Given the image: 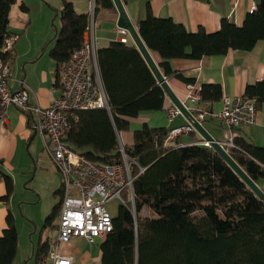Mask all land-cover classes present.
<instances>
[{"label": "trees", "instance_id": "obj_1", "mask_svg": "<svg viewBox=\"0 0 264 264\" xmlns=\"http://www.w3.org/2000/svg\"><path fill=\"white\" fill-rule=\"evenodd\" d=\"M16 1L0 0V57L5 62L14 58V53L3 52V45L14 34L9 30V12ZM98 8L114 9V3L94 0V11ZM59 17L49 51L57 76L59 65L82 47L92 14H78L70 2L62 0ZM139 33L164 60L165 76L194 84L172 69L171 59L251 50L264 40V0H258L241 26L223 18L214 33L203 28L189 32L171 18L156 17L148 8ZM98 60L110 110L78 111L65 140L89 160L109 164L119 157L117 132L129 129L125 118L163 109L165 93L133 46L113 42L99 50ZM221 95V86L216 84H204L200 90L204 102L217 101ZM243 98L260 109L264 80L248 84ZM170 130L145 125L134 131L133 145L126 146L134 162V209L120 204L113 231L100 244L102 264H264V202L212 147L200 141L186 145L169 141ZM229 153L258 185L264 180V147L235 136ZM139 167L144 171L139 173ZM7 187L8 195L0 200H8L12 193L11 181ZM56 195L59 201L45 218L44 228H55L61 187ZM144 209L147 215L142 216ZM49 249L50 240H40L32 255L34 264H49ZM17 250L18 231L10 213L0 237V264H13Z\"/></svg>", "mask_w": 264, "mask_h": 264}, {"label": "crops", "instance_id": "obj_2", "mask_svg": "<svg viewBox=\"0 0 264 264\" xmlns=\"http://www.w3.org/2000/svg\"><path fill=\"white\" fill-rule=\"evenodd\" d=\"M66 1L73 5L75 12L78 14H92V0ZM48 2L53 6L50 0ZM253 2L256 4L258 0H240L238 7L234 8L231 0H123L127 14L138 31L140 21L146 17V11L150 8L156 17L171 18L175 23L185 26L189 32H197L200 28H203L208 33L218 31L223 18L241 26L247 14L251 12ZM29 5V0H17L9 12V30L18 36L13 45L14 58L11 62L12 79L10 80V85L16 91L22 88L21 81H23L31 89L29 103L47 107L53 99L60 95V88L56 79L58 78L56 63L49 53L55 43V36L51 41L48 39L45 46H43L44 42L42 41L36 42V45L31 43L29 46L22 45L24 40H26L22 36V28L33 21L31 14L28 12L30 10ZM54 5L61 10L62 0L61 3H55ZM118 16L115 6L114 9L98 8L93 13V35L97 43L96 65L101 81L98 53L99 50L110 47L113 42H121L120 36H118L116 31ZM85 33L87 37V32ZM127 37L128 42L126 45L137 49L129 33H127ZM147 48L152 59L165 75L161 67V63L164 60L158 52L148 46ZM170 64L172 69L181 72L185 78L193 79L191 83L195 85L200 87L204 84L221 86V98L217 101L209 102L210 108L219 112L222 109L224 96L232 99L243 97L248 84L264 80V40L258 41L249 51L231 49L225 55L205 56L200 59L173 58ZM93 66H95L94 61ZM167 80L181 101L192 107H201L200 105L184 101L187 95V85L190 82L176 77H167ZM171 105L174 104L164 94L163 109L144 112L137 117H126L125 119L129 122V129L117 132L118 142L121 141L125 146H132L134 143V131L145 125L172 129L188 124L187 119L181 113L173 121H169L167 110ZM33 121L34 115L25 114L17 107H10L7 111L6 123L0 129V173L3 178L0 181V197L8 195L7 185L9 181L12 182L14 190V185L19 181L18 178H26L30 171L26 167L20 166V161L25 150H30L36 135L41 137L39 133H34ZM203 125L215 139H226V128L220 120L208 118ZM236 136L264 147V104L258 109L255 123L237 128ZM41 139L44 145V140L43 138ZM202 140L203 137L195 132L179 136L176 142L186 145L193 141ZM166 144L168 146H176L171 142H166ZM43 151L39 153L35 150L34 158H32L36 168L38 167L45 172H52L55 195L54 207L59 201L56 191L61 187V177L58 175L50 155L45 150V146ZM258 183L260 187L264 188V180H260ZM12 193L9 195L8 200H0V237L3 236L4 230L7 228L9 214L14 215ZM54 223L57 227L58 221L55 220ZM49 228L53 233L48 234L44 240L42 234L41 236L39 235V241L49 239L51 242V239L55 236L56 229ZM43 229L47 231L48 228L43 227ZM84 241V239H73L68 244L67 250L74 257L72 264H102L100 245L98 246L99 249L82 251L81 244ZM102 242L103 240L100 239V243ZM20 248L21 239L18 233V250L13 264H17L19 260Z\"/></svg>", "mask_w": 264, "mask_h": 264}, {"label": "built area", "instance_id": "obj_3", "mask_svg": "<svg viewBox=\"0 0 264 264\" xmlns=\"http://www.w3.org/2000/svg\"><path fill=\"white\" fill-rule=\"evenodd\" d=\"M239 1L231 0L232 6L237 8ZM255 9L256 4L253 2L251 11ZM93 13L94 0L91 22ZM116 31L120 41L127 43L126 30L117 27ZM86 32L88 39L84 41V46L75 50L59 65L57 84L60 95L47 107L29 103L31 89L23 81L21 89H12V59L5 62L0 57V129L6 123L10 107H17L25 114L34 115L33 128L43 138L45 150L61 177L63 197L55 236L50 242L49 264H72L74 257L69 254L67 247L73 239L89 242L106 239L113 231V217L107 208V203L111 200L130 204L134 209V162L128 158L126 146L120 141L119 157L113 158L109 164H104L89 160L65 140L71 128V121L78 119V111L96 108L110 110L96 65L97 43L93 35V23ZM17 38L14 34L6 38L3 52L14 53L13 45ZM200 90L199 85L188 84L184 101L201 106H190L199 122L202 123L206 117H213L224 124L227 137L220 144L229 151L234 147L236 129L255 123L258 112L256 104L243 97L232 99L224 96L222 109L216 112L207 107L208 102L201 101ZM167 113L169 121H173L180 111L171 105ZM192 130L190 124L172 128L169 140L176 141L179 136L189 134ZM203 144L209 146L208 142ZM143 171L144 168L139 167V173ZM2 179L0 173V181Z\"/></svg>", "mask_w": 264, "mask_h": 264}, {"label": "rangeland", "instance_id": "obj_4", "mask_svg": "<svg viewBox=\"0 0 264 264\" xmlns=\"http://www.w3.org/2000/svg\"><path fill=\"white\" fill-rule=\"evenodd\" d=\"M50 2L54 7L50 5L48 0H29L30 10L28 12L33 21L22 28V36L26 39L22 45L29 46L30 43L36 45V42L42 41L44 42L43 46H45L48 39L49 41L53 40L55 27L60 23V9L54 4L61 3V0H50ZM41 138L36 135L30 150H25L22 154L20 166H24L30 171L26 178H18L19 181L14 185L12 193L13 217L21 239L17 264H34L32 255L39 245V235L42 234L44 240L48 234L53 233L49 227L47 231L43 229L45 218L50 214L55 202L53 175L52 172H45L38 167L36 168L33 162L35 150L39 153L44 150ZM57 173L60 175L58 171ZM120 204L119 200H111L107 203L108 211L112 217H116ZM15 215L18 218V223ZM145 215L147 214L144 209L142 216ZM56 220L58 221V219ZM54 227L56 229V225ZM100 244V239L95 243L85 240L81 244V250L99 249Z\"/></svg>", "mask_w": 264, "mask_h": 264}, {"label": "water", "instance_id": "obj_5", "mask_svg": "<svg viewBox=\"0 0 264 264\" xmlns=\"http://www.w3.org/2000/svg\"><path fill=\"white\" fill-rule=\"evenodd\" d=\"M112 1L119 14L117 19V27L123 28L129 32L137 49L144 57L152 73L154 74L158 84L162 87L164 93L169 97L172 103L181 111L187 121L194 126L196 131L203 137V139L210 143L212 149H214L228 163V165L240 176V178L248 185V187L258 196V198L262 202H264V189L261 188L247 174V172L233 159V157L218 143V140L215 139L205 129V127L197 121L193 113L186 108V106L182 103V101L170 87L167 77L163 75L158 65L152 59L148 51L147 45L143 41L134 23H132L130 17L128 16L123 0ZM34 133L36 134V131Z\"/></svg>", "mask_w": 264, "mask_h": 264}, {"label": "bare ground", "instance_id": "obj_6", "mask_svg": "<svg viewBox=\"0 0 264 264\" xmlns=\"http://www.w3.org/2000/svg\"><path fill=\"white\" fill-rule=\"evenodd\" d=\"M90 26H92V22H91V24L89 25V27H90ZM122 29H123V28H122ZM124 30H125V29H124ZM127 33H129V32L126 30V35H125L126 37H127ZM129 35H130V34H129ZM130 37H131V35H130ZM127 38H128V37H127ZM86 39H88V37L85 36V40H86ZM85 40H84V41H85ZM83 44H84V42H83ZM83 46H84V45H83ZM83 46H82V47H83ZM82 47H81V48H82ZM81 48H79V49H81ZM79 49H78V50H79ZM91 70L93 71V66L91 67ZM163 75H164V74H163ZM164 76H165V75H164ZM57 77H58V76H57ZM11 79H12V78H11ZM193 85H194V84H193ZM182 103H183V104L186 106V108H187L190 112H192L193 115L195 116V113H194V111H192V109H190V106L187 105V104H185V102H183V101H182ZM174 106H175V105H174ZM207 107H208L210 110H212V109L210 108V103H209V102H208V106H207ZM257 110H258V108H257ZM179 111H180V110H179ZM180 113H181V111H180ZM181 114H182V113H181ZM77 115H78V112H77ZM182 115H183V114H182ZM208 118H213V117H206L202 123L199 122L198 120H197V121H198L200 124L203 125V123H204ZM189 124L193 127L192 132H193V131H194V132H197L196 129L194 128V126H193L190 122H188V124H186V125H189ZM186 125H183V126H186ZM248 125H249V124H248ZM203 126H204V125H203ZM243 126H244V125H243ZM180 127H181V126H180ZM197 133H198V132H197ZM168 140H169V137H168ZM169 141H170V140H169ZM221 141H223V140H218V143L220 144ZM203 142H208V141H205L204 139H203L202 141H200L201 144H203ZM203 145H204V144H203ZM208 145H209V146H207V147H211V145H210L209 142H208ZM220 145H221V144H220ZM205 146H206V145H205ZM227 152L229 153V151H227ZM229 154H230V153H229Z\"/></svg>", "mask_w": 264, "mask_h": 264}]
</instances>
